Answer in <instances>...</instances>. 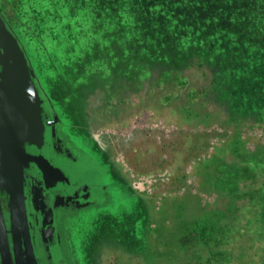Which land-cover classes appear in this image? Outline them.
Here are the masks:
<instances>
[{"label": "rangeland", "instance_id": "374dc122", "mask_svg": "<svg viewBox=\"0 0 264 264\" xmlns=\"http://www.w3.org/2000/svg\"><path fill=\"white\" fill-rule=\"evenodd\" d=\"M87 1L82 5L74 3L70 8L68 0H62L61 5L65 11L77 9L80 13L81 9L95 11L101 1L113 7L123 5V10L136 6L139 9L136 16L140 18L122 30L109 29L110 20L103 17L84 24L81 30L95 35L79 52L77 61L68 64L69 74H61L59 78L46 77V65L29 54L37 87L62 118L60 122L56 117L60 127L56 130L44 116L43 135L52 141L50 152L55 167L65 170L71 180L77 179L78 167L82 170L78 159L90 154V146L80 139L79 128L85 122L97 126L99 116L104 117L109 108L116 109L114 106L118 104L131 105L140 117H132L125 132L110 128L106 131L121 137L116 140L120 148L118 165L129 174L136 193L109 187L108 203H100L99 209L75 212L74 206L61 209L54 205L52 214L53 200L49 196L36 199L34 192L32 203H43L44 226L51 224L53 216L56 218L63 247L71 243L79 264H162L167 255L173 254L177 243L172 236L179 237L174 232H178L184 220L204 217L210 208L223 209L228 202L235 201L234 194L225 193L226 182H216L208 175L214 167L215 153V157L221 156L222 163L235 166L237 157L228 144L232 127L240 130V147H236L241 151L256 152L264 146V121L257 116L262 113L264 96V87L258 81L259 73H264V0H254L249 9L235 10L225 6L227 0H151V4L148 0ZM143 6L150 8L148 13L155 18L154 24L144 15ZM0 8L8 15L14 5L10 0H0ZM178 12L192 13L186 23L196 21V27L204 29L209 25L223 30L225 26L246 29L251 20L257 27L252 53L235 48L231 57L230 52H224L226 31L218 38L224 42L219 46L223 50L215 47L218 39L190 45L186 32L190 28L171 25ZM182 29L184 43L179 42ZM105 38L109 41L104 42ZM100 61L113 64L102 66ZM237 66L242 68L237 83L240 91H230L232 73L227 69ZM219 75L222 88H218L220 83L214 84ZM79 80H83V86L78 85ZM245 86H251L250 93L247 88L243 91ZM234 106L236 115L243 113L238 122L229 120ZM67 129L78 150L72 154L62 151L56 139L67 134ZM93 155L100 158L99 153ZM96 160L84 164L92 166L95 179L99 177L95 172L101 171ZM102 177L106 179V175ZM239 183L244 185L242 181ZM241 202L240 198L236 200ZM175 203L187 205L176 209ZM103 238L110 242H104ZM132 238L135 242L126 248L122 242Z\"/></svg>", "mask_w": 264, "mask_h": 264}, {"label": "trees", "instance_id": "16d2710c", "mask_svg": "<svg viewBox=\"0 0 264 264\" xmlns=\"http://www.w3.org/2000/svg\"><path fill=\"white\" fill-rule=\"evenodd\" d=\"M10 1L14 5V10L7 15L0 8L3 19L18 39L27 59L30 61L29 54H31L37 59L36 61L46 65V77L51 75L52 79L68 73V64H74L77 61L75 59L79 52L85 49L87 42H90L91 37H94L93 32L89 35L81 30L84 24L103 17L110 20L109 29L120 28L122 30L128 29L131 21L140 18L136 16L139 14V9L136 6H133L132 10H123V5L113 7L110 3L108 5L103 1L97 4L96 12L81 9V13L79 8V11L77 9H69L70 12L63 10L62 0ZM148 1L149 4L152 3L151 0ZM82 2L88 3L87 0H68L67 6L71 8L74 3L82 5ZM225 6L234 10L249 9L254 6V0H227ZM111 8H115L116 11ZM143 8L144 15L154 24L155 18L148 13L150 8L144 6ZM191 14L178 12L171 23L174 28H179L180 24H182V28H190L186 29L190 35L188 37L190 45L196 43L199 46L200 41L202 44L206 40L213 41L226 31L227 39L223 38L227 42L226 49L223 50L219 47L224 43L219 39L216 43L217 46L214 45L215 47L224 52H230L231 57L234 56L232 51L235 48L245 49L252 53L257 27L251 23V20H248L249 29L246 28L247 30L238 26L231 28L225 26L223 30L222 27L215 26V28L209 23L208 28L204 29V26L196 27V21L186 23ZM240 30H245V32H240ZM183 31L184 29L179 33L180 43H184ZM240 34L245 35L240 37ZM108 39L105 38L103 41L108 42ZM231 61L233 64L234 59L232 58ZM100 63L102 66L113 64L102 63V61ZM227 70L232 73L230 74L232 84L228 85V90L240 91L237 83L242 68L237 66L233 70L229 68ZM258 78L259 83L264 87V73H259ZM82 81H78L79 86H83ZM220 82H222L221 75L215 79L214 84L218 86L217 83ZM222 85L220 83L218 88H222ZM246 88L250 93L251 86H245L244 92H246ZM213 99L215 100V98ZM245 101L246 99H243L244 103ZM233 109L230 111L229 120L238 122L243 116L242 112L246 109L240 110L242 114L239 115L235 114L236 106ZM261 110L262 113H258L257 116L259 120L264 121V96ZM240 134V130L232 127V133L228 137V144L232 146V151L237 157L235 166L226 162L222 163L221 156L215 157L217 155L215 153L214 160H212L214 167L209 169L210 174H208L211 178H215L216 182H226L225 193L234 194L235 201L228 202L223 209L221 207L210 208L204 217L192 216L190 219H183L178 232H174L179 237L172 236L177 243L172 252L174 255H167L168 259L163 260L165 262L162 264H264V146H260L258 151H253L254 153L241 151L238 148L241 142ZM240 181L244 182L243 186H240ZM239 198L242 199V202L236 203ZM175 204L176 209L187 205V203ZM103 241L110 242L105 238ZM134 242L135 240L132 238L129 242H122V244H125L127 248L131 247ZM129 249L133 250V248Z\"/></svg>", "mask_w": 264, "mask_h": 264}, {"label": "flooded vegetation", "instance_id": "af4514ba", "mask_svg": "<svg viewBox=\"0 0 264 264\" xmlns=\"http://www.w3.org/2000/svg\"><path fill=\"white\" fill-rule=\"evenodd\" d=\"M0 16L2 17L1 13ZM3 21L5 22L4 19ZM5 25L8 30H10L6 22ZM27 64L30 68L31 65L29 60H27ZM32 79L39 97L42 100V120H44V116H46V122H50V124L54 125L56 130H59L60 127L56 122V117L60 122L62 120V118L60 119L59 117V112L54 110L53 106L47 103L46 98H44L36 85L35 78L32 77ZM130 106L131 105L118 104L114 106L116 109L109 108V111H107L108 113H105L104 117H101V115L99 116L100 122L97 126H94L92 123H89V125L88 122H85L83 128H79L82 130L80 139L90 146V148L87 146L90 154L84 155L81 158L77 157L79 158V166L81 165L82 167V170L78 167L77 179L71 180L69 174L65 170H60L55 167L51 158L50 147L52 141L50 139L43 135V140L40 143L25 142L24 149L26 154L33 157H43L52 167L59 169L62 173V176H59L54 171L46 172L37 162L32 160H28L23 166L24 206L30 247L36 264L79 263L74 256L75 249L72 247L71 243H65V247H63L64 241L55 225L56 218L53 216L51 224L44 226L41 223L43 219L42 216L44 215L42 210L43 203H32V192H34L36 199H40L42 196H49L51 200H53L51 201L52 210V206L54 205L59 206L61 209L72 208L68 206H74V212L85 210V208L99 209L100 203H106L111 197L109 192L110 188L122 187L135 192L131 187L129 174L118 165L120 148L118 147L119 144H116V140L121 139V137L114 136L113 133L106 131L110 128L112 131L125 132L127 129L126 127H128L127 124L132 121V117H140V114L131 109ZM132 113H134L133 116H131ZM108 114H111V116L109 117ZM66 133L67 134L63 133L64 135L62 137L56 139L59 140L62 151H68L72 154L74 150H78L74 142L69 138L71 131L67 129ZM81 152L83 153V150ZM93 153H99L100 158H98V156L95 157ZM94 159H97L96 163L101 170L95 172V174L98 173L99 176L98 178L95 176L96 179L94 178L92 166L91 168L84 167L85 163H90ZM102 175H106V179H104ZM9 204V193L0 181V220L3 221L6 230V235L0 237V247L3 243L7 245L13 264L31 263L32 260L30 259L29 249L24 236L19 234L13 237L10 232L11 211ZM47 205H50V203H46V206ZM53 212L54 210L52 214Z\"/></svg>", "mask_w": 264, "mask_h": 264}, {"label": "water", "instance_id": "95a60500", "mask_svg": "<svg viewBox=\"0 0 264 264\" xmlns=\"http://www.w3.org/2000/svg\"><path fill=\"white\" fill-rule=\"evenodd\" d=\"M0 67V181L9 193L10 232L13 237L24 236L32 260L28 264H36L24 206L23 166L32 160L46 172L54 171L59 176L62 173L43 157H33L25 152L26 141L40 143L43 140L41 99L26 56L1 16ZM4 235L5 225L0 220V237ZM0 251L1 264H13L6 244H1Z\"/></svg>", "mask_w": 264, "mask_h": 264}]
</instances>
